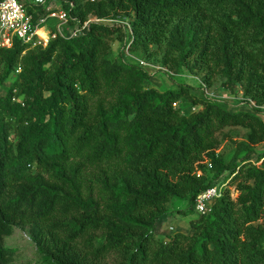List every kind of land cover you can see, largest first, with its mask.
<instances>
[{"label":"trees","instance_id":"trees-1","mask_svg":"<svg viewBox=\"0 0 264 264\" xmlns=\"http://www.w3.org/2000/svg\"><path fill=\"white\" fill-rule=\"evenodd\" d=\"M19 1L34 20L47 14ZM56 1L78 36L0 48V86L20 69L0 94V264H10L15 226L37 246L26 264H264V0ZM116 17L128 23L107 22ZM126 48L220 77L255 106L231 110L187 83L151 86ZM181 101L200 109L184 114ZM225 174L235 198L226 190L186 233H157L174 200L194 214L198 193Z\"/></svg>","mask_w":264,"mask_h":264},{"label":"rangeland","instance_id":"rangeland-1","mask_svg":"<svg viewBox=\"0 0 264 264\" xmlns=\"http://www.w3.org/2000/svg\"><path fill=\"white\" fill-rule=\"evenodd\" d=\"M48 5L51 6L55 11L60 8L59 2L56 0H51ZM124 22L128 23V18L116 17L109 18L107 22ZM57 18H49L48 26L53 30L57 29L58 25ZM77 26L64 25L62 27L63 33L65 35L71 36L73 31L76 30ZM113 55H117L121 49V43L119 41H114L112 43ZM156 48H152L150 52H155ZM125 58L133 63L139 64L140 61L144 60L151 63L154 67H148L146 69L150 74L151 78L149 84L160 90H166L169 88H176L180 83H187L193 86V90L198 95H205L209 98L216 99L218 101L225 102L231 110H252V107L255 106L252 102L251 105H248L244 102L242 92L237 90L236 92H230L228 89L222 86V79L220 77H214L210 81L205 79V71L196 70L190 71L187 68H183L181 71H172L167 67L162 66L159 63V57L161 56V51H157L155 55L149 56V53L145 49H128L124 50ZM20 69L14 70L8 79L0 86V94H6L9 88L13 85ZM15 100H20L16 98ZM181 112L184 114H190L193 111L199 110V106H194L190 102L181 101L178 104ZM264 108V107H263ZM264 110V109H263ZM260 116L264 120V111L260 113ZM243 132H233V138L235 140H240L242 138ZM235 149V143L233 141L225 140L221 145L219 151L221 150L224 154V157L229 160ZM257 152L264 154V142L260 143L257 146ZM256 160V156L254 157ZM256 164L264 167V158L256 161ZM212 177V173L209 174ZM226 183L225 191L230 190L231 195L235 198L238 195V192L235 190L233 185H230L229 179H227V174L220 178L216 184ZM186 202L180 200H174L170 204V214L165 220L159 221L156 224L157 233L167 239L169 235L175 232H188V222L191 218L199 216L200 213L194 212V214L189 216H183L178 213L179 209L186 208ZM6 247L13 250L12 258L10 264H26L28 262L37 263L38 262V252L37 246L32 238L31 231L27 226H15L13 233L6 237L5 239Z\"/></svg>","mask_w":264,"mask_h":264},{"label":"built area","instance_id":"built-area-1","mask_svg":"<svg viewBox=\"0 0 264 264\" xmlns=\"http://www.w3.org/2000/svg\"><path fill=\"white\" fill-rule=\"evenodd\" d=\"M36 4L44 5L47 14H41L34 20L33 14L29 13L24 2L19 0H0V48H9L14 39L18 38L25 43L36 44L37 42L46 46L49 41L58 35L68 37L63 33L62 27L68 24V16L63 8L55 11L47 4V0H34ZM57 18L58 25L56 30L48 26L49 18ZM97 17H91L88 21H101ZM88 22H85L86 25ZM81 28L77 27L71 36H78ZM69 36V37H71ZM139 65L148 69L154 67L147 61H140ZM14 100L16 98H13ZM225 185L214 184L198 193L195 199V210L197 213L204 214L210 211L211 203L214 199L225 194Z\"/></svg>","mask_w":264,"mask_h":264}]
</instances>
